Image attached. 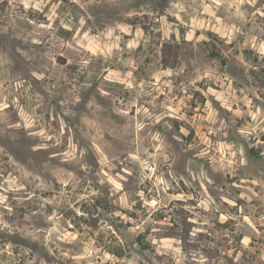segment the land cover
<instances>
[{
  "label": "clouds",
  "instance_id": "clouds-1",
  "mask_svg": "<svg viewBox=\"0 0 264 264\" xmlns=\"http://www.w3.org/2000/svg\"><path fill=\"white\" fill-rule=\"evenodd\" d=\"M0 264H264V0H0Z\"/></svg>",
  "mask_w": 264,
  "mask_h": 264
}]
</instances>
